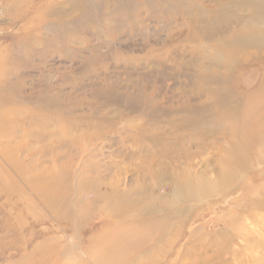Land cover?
<instances>
[{"label": "rangeland", "instance_id": "374dc122", "mask_svg": "<svg viewBox=\"0 0 264 264\" xmlns=\"http://www.w3.org/2000/svg\"><path fill=\"white\" fill-rule=\"evenodd\" d=\"M211 1L0 0V264H97L154 221L122 261L264 264V142L233 154L209 110L194 124L168 119L197 111L190 64L209 53L180 12ZM263 72L264 55L238 64L233 87L247 96ZM143 181L130 208L114 206L113 188ZM180 183L192 197L174 204Z\"/></svg>", "mask_w": 264, "mask_h": 264}, {"label": "bare ground", "instance_id": "6f19581e", "mask_svg": "<svg viewBox=\"0 0 264 264\" xmlns=\"http://www.w3.org/2000/svg\"><path fill=\"white\" fill-rule=\"evenodd\" d=\"M210 3L211 9H203L192 4L190 10L180 12L181 17L185 16L187 18L183 25L191 32V40L200 43L205 42L203 46H205V51H209V53L205 55L203 52H195L196 54H194L193 61L190 64L193 68L194 65L198 66L196 68L198 70L197 82L192 85L193 92L191 91L194 96H198V99L191 105L197 111L191 114L181 113L173 115L168 119L172 124L177 125L194 124L195 122L203 121L206 115L204 113L205 110H209L212 119L219 120L226 125L227 136L232 142L231 145L238 148V151L233 154L242 151H255V148L264 142V72L256 90L247 96L240 95L235 86L233 87V81L231 80L236 65L245 64L258 56L264 55V0H212ZM196 69L194 68V71ZM181 109L183 110V107ZM211 118H208V120H212ZM0 125L3 126V122ZM223 153L228 154L225 150ZM141 179L145 181V178ZM223 179L221 177L220 182L223 183ZM38 181L39 176L33 177L30 184L33 186L32 189L37 194H40L44 185L37 184ZM144 181L134 191L135 193L131 189L129 192L127 190V192L118 193L113 188L116 192V200L113 202L114 206L118 207V209L123 206L130 208L132 201L130 197L133 194H138L139 196L146 194L147 183L145 184ZM220 182H218V186L223 187ZM0 188L1 191L6 190L2 189L3 185H0ZM191 188L192 186L190 187L188 184L183 185L180 183L175 185L174 204L177 202H188L193 193ZM8 191L6 190L5 192ZM195 193L199 194V197L201 196L200 189L196 190ZM162 208L167 209V206L163 205ZM171 208L167 215H176V212L173 211V206ZM126 214L123 211L122 217ZM165 221V218H162L160 220L161 227L155 228L156 233H159V235L165 231L164 228L166 227V222H168ZM156 222L158 221L145 224V229L141 227L143 233L153 232L154 229H151V227L153 224L156 225ZM141 229L139 228L140 231ZM139 230L129 231L132 234V236H129L131 237L129 238L130 242L126 245L127 248H121V254L111 256L102 254L103 256L97 259V264H129L122 261L121 258L124 252V256H126V253H130L133 247L141 246L133 241V238L137 239L138 235L136 233ZM125 231L120 232L117 230L114 234L116 233L117 237ZM196 234L197 231L190 234V238H194L193 243H190L191 246H194L197 240ZM142 238L147 242L146 237ZM210 242L207 243L205 241L199 244L198 250L201 251V255H207L210 250ZM64 252L65 248L63 247L60 250L52 248L49 255L57 254L59 256ZM187 255L188 257L192 256L189 253ZM26 257L28 256L26 255ZM25 258L15 264H25ZM105 260H109V262L105 263ZM198 262L200 261L194 260L193 264Z\"/></svg>", "mask_w": 264, "mask_h": 264}]
</instances>
